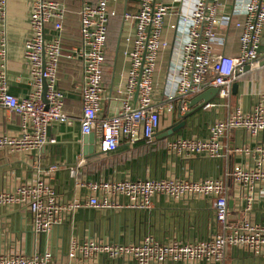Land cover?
<instances>
[{
    "label": "built area",
    "instance_id": "built-area-1",
    "mask_svg": "<svg viewBox=\"0 0 264 264\" xmlns=\"http://www.w3.org/2000/svg\"><path fill=\"white\" fill-rule=\"evenodd\" d=\"M69 1L81 3L78 9L81 43L66 50L63 33ZM115 2L30 0V34L25 42V57L33 90L26 98L15 97L8 90L5 69L0 70V106L20 118L18 133L0 134V151L8 148L13 153H31L55 142L49 138V128L55 123L68 122L64 112L66 94L59 86V70L64 60L79 63L82 69L81 132L83 136L95 135L100 155L116 152L122 142L134 143L139 139L147 144L153 142L164 113L175 110L174 104H169L167 111L164 106L155 105L154 76L159 55L167 48L163 40L165 20L175 7L173 4L183 0H139L137 12L123 14L124 22L134 28L133 35L126 39L130 48L125 54L130 67L124 83L116 88L120 101L118 113L102 117L109 26L118 16L110 5ZM6 6L7 0H0L1 23L5 22ZM223 8L222 0H197L188 17V38L182 49L176 94L182 114L189 109L191 98L210 88H218L220 98H230L237 77L245 73L246 65L259 58L264 0H234L233 12L245 18L236 24L241 29L236 57L213 55V46L223 43L216 33ZM48 27H52L50 34ZM217 106L210 102L204 108ZM238 131L243 132L242 143L228 149L226 140ZM170 147L186 160L193 157L223 160L231 152L239 161L226 177L213 176L200 181L176 177L118 180L113 176L84 178L81 167L87 160L81 157L70 176L77 187L87 191L84 199L63 198L53 181L57 172L54 165L44 170L37 167L32 180L1 192L0 207L26 211L31 232L38 238L49 236L82 209L104 214L124 209L144 212L158 198L210 199L214 208L212 225L192 242L178 239L162 242L152 235L138 242H121L100 230H89L80 236L71 233L66 251L68 264H225L231 249L264 258V221L249 216L256 204L264 201V94L237 104L226 117L212 120L206 138H180ZM228 181L241 205L238 211L241 214L235 220L231 219L234 212L229 205L233 195ZM56 256L49 246L30 253L13 247L0 250V264H56Z\"/></svg>",
    "mask_w": 264,
    "mask_h": 264
},
{
    "label": "crops",
    "instance_id": "crops-1",
    "mask_svg": "<svg viewBox=\"0 0 264 264\" xmlns=\"http://www.w3.org/2000/svg\"><path fill=\"white\" fill-rule=\"evenodd\" d=\"M87 1L93 3L96 0ZM196 2L197 0H183L182 3L173 4L175 7L165 20L163 40L167 43V48L161 51L158 58L154 76V102L155 105L164 106L166 111L169 104H174L175 110L164 113L161 128L151 144H147L143 139L134 143L122 142L112 154L85 158L80 125L83 110L79 90L82 84V69L79 63L62 62L59 86L66 94L64 112L68 122L52 124L48 133L49 138L55 142L44 145L40 150L13 153L5 148L0 151V193L32 180L38 168L44 170L55 165L57 172L53 181L63 198L69 201L84 199L87 191L77 187L75 179L70 176L71 169L77 166L81 157L87 160L83 168L81 167L83 176L87 179L98 176H113L118 180L176 177L200 181L213 176L226 177L235 162L239 161L238 156L233 153L228 152L223 160L200 157L186 160L180 156L179 151L172 149L170 144L180 138H206L208 124L212 120L224 118L237 104L248 103L253 97L264 94V31L258 60L249 64L245 73L234 82L238 84L236 94L232 92V96L227 100L219 96L214 98L211 102L219 104L214 108L206 109L203 106L194 112L193 108H189L186 113L190 112V115L185 118V127L173 136L165 137V132L170 127L181 122L178 116L180 103L176 99L178 70L183 45L188 38V17L192 14ZM222 3L224 8L220 13L221 23L216 33L223 39V43L213 46V55L236 57L240 50L241 35V29L237 28L236 24L243 22L245 18L243 14L233 12L234 0H222ZM80 5L78 1L68 2L64 44L70 42L71 45L78 46L81 43L78 15ZM30 8V0H7L5 22H0V70L5 69L8 90L19 99L28 97L33 90V78L25 57V42L30 34ZM110 8L115 10L118 16L111 20L109 34L118 21L120 28L111 64H108L109 41L106 47L103 76L105 93L100 113L102 117L114 116L120 108L116 88L124 83V76L130 67L125 54L130 48L126 39L133 35L134 31L132 25L124 22L123 14L137 12L139 0H117ZM47 31L48 34L52 33V27H48ZM19 131L20 118L0 106V134H16ZM243 138L242 131L235 132L226 140L227 148L232 149L241 144ZM260 140H263V137ZM228 185L233 195L229 205L234 212L231 219L235 220L237 215L241 214L238 212L241 205H238V200L234 197L236 193L231 187V182L228 181ZM92 211L102 213L94 209L79 210L66 224L56 228L49 236L36 238L31 232L26 211L0 207V250L15 247L30 253L34 250L42 251L49 246L57 254L56 264H68L66 251L71 233L80 236L89 230H100L103 235L121 242H138L146 235H152L162 242L173 239L192 242L211 227L214 215L213 201L203 198L180 201L158 198L148 211L124 209L116 213H102L106 215L102 221L86 216ZM249 216L253 220L264 221V201L257 203ZM226 257L229 264H264V258L254 257L243 250L231 249Z\"/></svg>",
    "mask_w": 264,
    "mask_h": 264
},
{
    "label": "water",
    "instance_id": "water-1",
    "mask_svg": "<svg viewBox=\"0 0 264 264\" xmlns=\"http://www.w3.org/2000/svg\"><path fill=\"white\" fill-rule=\"evenodd\" d=\"M245 69H248V65L245 66ZM238 88V84L233 85V93L236 94ZM219 89L218 88H210L198 95H196L189 102V108H193L192 111H196L197 109L202 108L204 105L209 104L214 98L218 97ZM45 94V88H44ZM184 115V116H183ZM190 115V112L182 114L181 106L178 108V116L181 119V122L170 127L165 133V137L173 136L175 133L183 129L186 125L185 118ZM83 144H84V157L91 158L96 155H100L101 153L96 152V137L94 134L84 135L83 136Z\"/></svg>",
    "mask_w": 264,
    "mask_h": 264
},
{
    "label": "rangeland",
    "instance_id": "rangeland-1",
    "mask_svg": "<svg viewBox=\"0 0 264 264\" xmlns=\"http://www.w3.org/2000/svg\"><path fill=\"white\" fill-rule=\"evenodd\" d=\"M115 19V18H114ZM120 28V23L119 21L116 22L115 27L112 29V31H110L109 34V45H108V64H111L113 61V56H114V51H115V47H116V42H117V33L119 31ZM111 29V28H110ZM86 216H89V218H92L96 221H102L105 219L106 215L102 214V213H96V212H91V213H87ZM200 229V228H199ZM63 234V233H62ZM230 252V250L228 251ZM230 254V253H229ZM229 256V255H228ZM227 258V257H226ZM229 264V262L225 261V264Z\"/></svg>",
    "mask_w": 264,
    "mask_h": 264
},
{
    "label": "trees",
    "instance_id": "trees-1",
    "mask_svg": "<svg viewBox=\"0 0 264 264\" xmlns=\"http://www.w3.org/2000/svg\"><path fill=\"white\" fill-rule=\"evenodd\" d=\"M66 50H69L73 45L70 44V42L64 44ZM67 60H65L64 62H66Z\"/></svg>",
    "mask_w": 264,
    "mask_h": 264
}]
</instances>
